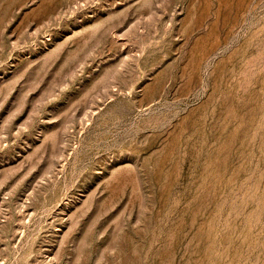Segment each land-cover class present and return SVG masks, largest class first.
Here are the masks:
<instances>
[{
  "label": "rangeland",
  "instance_id": "1",
  "mask_svg": "<svg viewBox=\"0 0 264 264\" xmlns=\"http://www.w3.org/2000/svg\"><path fill=\"white\" fill-rule=\"evenodd\" d=\"M0 264H264V0H0Z\"/></svg>",
  "mask_w": 264,
  "mask_h": 264
}]
</instances>
